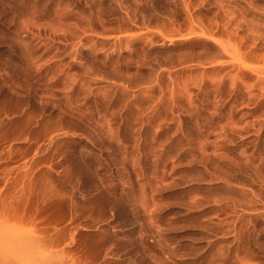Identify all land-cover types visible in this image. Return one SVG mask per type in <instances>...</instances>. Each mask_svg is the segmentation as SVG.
Returning <instances> with one entry per match:
<instances>
[{
	"label": "rangeland",
	"instance_id": "obj_1",
	"mask_svg": "<svg viewBox=\"0 0 264 264\" xmlns=\"http://www.w3.org/2000/svg\"><path fill=\"white\" fill-rule=\"evenodd\" d=\"M0 264H264V0H0Z\"/></svg>",
	"mask_w": 264,
	"mask_h": 264
}]
</instances>
